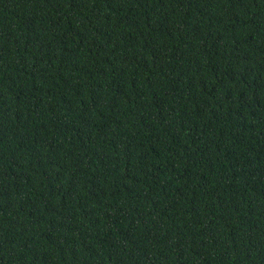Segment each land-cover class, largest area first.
I'll return each instance as SVG.
<instances>
[{"label": "trees", "instance_id": "obj_1", "mask_svg": "<svg viewBox=\"0 0 264 264\" xmlns=\"http://www.w3.org/2000/svg\"><path fill=\"white\" fill-rule=\"evenodd\" d=\"M0 264H264V0H0Z\"/></svg>", "mask_w": 264, "mask_h": 264}]
</instances>
